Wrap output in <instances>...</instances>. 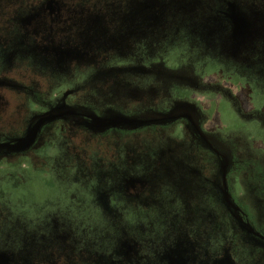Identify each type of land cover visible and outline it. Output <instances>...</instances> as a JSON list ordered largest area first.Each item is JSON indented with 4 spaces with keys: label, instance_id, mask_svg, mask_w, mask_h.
I'll list each match as a JSON object with an SVG mask.
<instances>
[{
    "label": "rangeland",
    "instance_id": "obj_1",
    "mask_svg": "<svg viewBox=\"0 0 264 264\" xmlns=\"http://www.w3.org/2000/svg\"><path fill=\"white\" fill-rule=\"evenodd\" d=\"M92 1L97 9L111 10V15L107 18L100 16L93 25L88 22L85 27L88 29L85 31L87 33L83 32L77 39L75 36L80 31L73 32V29H68L71 25L75 26V23L62 25L60 31L65 33H60L64 38H68L64 39L67 53H72V49H69L72 47L66 46L72 44L73 38L75 46L81 41L92 46L101 44L115 46L122 43L119 49L125 52L132 44L133 63H139L144 59L143 67H145L148 59L153 58L166 62L171 68H176L169 69L170 73L165 74L164 79L169 82L172 78L180 77L184 70L188 71L186 76L199 79V83L203 79L222 82L227 87L226 92L210 89L206 99H203L202 94H198L203 90L206 92L208 90L206 88H199L189 81L180 82L177 79L170 83L163 81V88L160 87L163 96L154 104L161 106L167 104L165 106L170 108L176 102L175 105L178 106L171 112L177 113L182 111L181 105L183 108L190 100L198 98L197 100L206 102L205 104L210 106L205 109L211 110L213 116L202 115L205 122L208 121L206 126L209 130L215 131L216 124L219 127L224 126L227 130L236 125L240 127L241 131H237L236 127V131L232 134L237 142L235 146L242 145L241 158L251 151L250 146L245 144L250 142L248 138L252 137L251 139H254L261 148L264 147V124L261 121L255 122V119L251 118V112L257 108L264 110V62L257 61L264 52L261 54L260 47L252 49L249 47L248 53L242 51L244 56L247 55L254 60L255 63L251 64V60L239 61L233 55L225 53V46H222L221 51L217 50L216 43L209 49L205 46V42L209 40L205 36L207 24L213 29L216 26L213 21L218 19V16L230 18L234 9L241 11L246 20L254 22L255 19L264 17V0H135V5L132 7L135 13H145L144 15L148 13L151 20H148L146 25L145 23L141 25L138 21L135 27H141L138 29L139 35L132 39L128 35L129 28L133 27V23L138 18H126L121 10H125L132 0ZM51 4L54 6L51 2L48 8H52ZM205 9L211 15L209 21L204 17ZM156 10L163 13V20L159 16L152 15ZM168 10L178 11L179 16L176 13L166 14ZM10 27L11 24L8 22L6 25L0 23V45L9 51L7 61L0 70V83L7 84L0 85L1 104L5 103L8 108H11V105H18L25 98L23 89L32 87V79L35 76L40 78L47 76V73L42 74L36 69L35 59L44 60L42 63L49 74H52L51 82L57 86L59 93L78 87L80 81L75 80L79 76L75 67L78 65L74 64L84 60V53L81 58L79 57L80 60L68 65L61 74L59 72V76L57 74L59 65L67 60L65 59L67 56L71 57V54L62 55L58 51V46L41 53L39 49L33 51L30 46L27 47V42L24 45L20 43ZM91 27L95 29L98 27L99 30L106 28V35H98L97 38L91 36L90 30L93 29ZM260 27L262 25L259 23L257 28ZM246 28L247 22L244 23V29ZM36 40L37 38H34V42ZM238 43L239 46L244 45L241 41ZM79 47L82 45L80 44ZM78 49L81 50V48H73L76 51ZM106 52L112 59L119 55L118 49H110ZM33 53L40 55L33 57ZM112 59H109L107 54L99 55L97 62L105 67L113 64V60H117ZM126 59H129V56ZM156 60L153 61L154 67L158 63ZM57 61L61 62L56 63ZM62 65L64 66L65 63ZM152 74L157 76L155 71ZM143 81L141 77L132 75L125 77L124 82H119L125 87L117 86L118 83H113L112 86L107 84V88L103 89L92 87L84 96L88 102L95 105L120 104L124 105L122 106L124 108H133L135 112L143 109L145 112L141 115L148 117L145 119L162 115L146 110L147 104H153V101L144 97V90L150 85L144 84ZM41 83L39 80L37 85ZM130 92L131 95L136 96V99L129 96ZM233 98L240 100L242 111L235 110L231 103ZM178 99L184 102H178ZM55 106L45 115L30 117L26 135L20 138H17L18 128H21V125L17 124V118L6 112L0 113V119H3L0 120V143L30 139L25 149L8 151L11 155L22 154V157L0 156V264H16L18 260H20L18 264H36L46 257L53 258L52 261H61L60 264H71V262L75 264H218L217 262L254 264V259L255 264L261 263L263 258L259 253L252 256L247 244H241L240 241L233 242L231 227L217 233H207L202 230V226L194 228L186 226L184 229L181 227L180 230L172 227V230L169 229L172 233L170 231L164 233L165 227L157 217V214L163 218L167 215L161 203L156 207L157 214L156 211L145 213V209L140 207L138 209L142 211L134 208L126 210L125 207L129 205L125 196L127 189L138 191L137 187L159 188L156 194L161 198L160 201L171 204L175 203L174 199L177 195L175 192H181L184 198H190L194 191H201L207 183L213 188L219 186L220 174L217 175L215 168L208 167L200 158L194 148L196 138L189 127L182 130L169 128L168 134L165 130L157 135L146 131L143 138L130 136L126 141L125 137L129 130L134 128L126 125L106 126L100 122V120L124 117L109 109L103 115L94 112L85 113L91 119L86 122L83 119L72 118L70 122L74 121L77 124L78 137H74L72 129L68 128L67 138L52 137L48 147L42 151L40 148L43 144L31 148L32 150L29 149L33 143H36L35 146L40 143L39 139H33L28 134L36 120L67 110V106L61 100L56 101ZM75 110L81 111L77 110V107ZM94 117L98 122L92 119ZM64 126L66 127V124ZM137 129L141 128L137 127ZM59 131H62V126ZM177 132H179L178 136L183 138L182 141L176 137ZM28 152L29 155L25 156L24 154ZM39 153L46 159L40 163L37 162L42 160ZM262 165L264 166L263 163ZM245 170L241 169L243 175L238 179L240 193H245L244 189L246 191L263 188L259 195L260 201L263 202L264 168L262 177L255 182L252 175L254 172L247 167ZM198 174L200 176H197ZM213 188H209L212 197L209 194L208 201L216 197ZM103 193L106 196L107 193H111L114 206L125 209L119 222L109 223L106 209L96 203V199L98 200ZM177 205L175 209L185 214L184 211L187 210L184 207L185 203L180 202ZM208 226L212 228V220ZM67 231L72 236L64 235ZM164 234L172 235L166 240L163 238ZM60 246L62 248H59ZM128 246L134 251L129 252ZM153 246L163 251L157 254L156 247ZM56 247L62 250L55 251ZM235 249L237 250L234 251ZM19 255L21 257H17ZM25 259L28 261L26 262ZM247 260L248 263L243 262ZM53 264L59 263L53 262Z\"/></svg>",
    "mask_w": 264,
    "mask_h": 264
},
{
    "label": "flooded vegetation",
    "instance_id": "obj_2",
    "mask_svg": "<svg viewBox=\"0 0 264 264\" xmlns=\"http://www.w3.org/2000/svg\"><path fill=\"white\" fill-rule=\"evenodd\" d=\"M51 2L54 3V6H52L51 4L52 8H48ZM134 5L135 0H132L130 2V5L125 10L121 9L123 10V15L126 18H138L133 23V27L129 28L128 35H130V39L139 35L138 29H140L141 27H135L138 21H140L141 25H143V23H145L146 25L148 20H151L150 14L148 13H146V15H144L145 13H135V11L132 9ZM130 9L132 11H130ZM204 11L206 13L204 14V17L209 21L211 15L208 14L209 11H207L206 9ZM110 12L112 11L97 9L94 6L92 0H0V23H3L5 25L6 22L10 23L12 33L17 36L22 45L26 44L27 42V47L30 46V49H33V51L35 49H39V53L43 51L45 52L46 49L49 48H51V50L55 49L58 46V51L62 55H68L69 53L71 54V57L67 56L65 58L67 60H64L59 65V71L57 70V74L59 76L62 72H64L68 65L77 60H80V58L82 57V53H84L85 56L82 62L79 61L75 62L74 64L78 65L75 66L78 69V72L76 74H79L78 78H75V80L80 81L78 83V87L73 89L69 88L65 90L62 94L59 93V91H57V86H55L51 82L52 78L50 76L52 74H49L48 70L45 69V66L42 63L44 60L42 59V61H40L35 59L34 62H37L36 69L40 70L42 74L47 73V76H43L42 78L35 76L31 81L32 87L23 89V97L25 98H23L22 102H20L18 105H11V108H8L6 107L5 103H0V113L6 112V114L12 115L13 117L17 118V124L21 125V128H18L19 137L17 138L26 135V131L28 128L27 122L30 121V117H36V115L38 114L45 115L49 113L54 107H56L55 103L58 100H61V102H63L64 105L67 106V110L64 111L76 112L78 114H81H68L62 118H57L42 125L38 124L41 122L43 117L40 118L39 121L36 120V123L33 125L32 129L28 132V134L33 139H39L40 143H38L36 146V143H33L29 149L33 147H40L43 144L40 148V150L42 151L43 149L48 147V144L51 141L52 137L61 138L60 136H62L63 138H67L68 128L72 129L71 131L75 135L74 137H78V133L76 130L77 124L74 123V121L70 122V120H72V118L83 119L84 122H86L90 119V116L85 114L88 112H94L98 115H103L106 114L109 109H111V111L118 112L126 118L135 117L141 120H148L145 119L148 117L141 115V113L145 112L143 109H141V111L138 110L135 112L133 108H124L122 107L124 105L121 106L120 104H114L113 106H110L112 104L104 105L103 103H98L97 105H95V103L92 104L88 102V100L84 96L85 94H87L86 92L92 87L103 89L107 88V84H110L112 86L113 83H118L117 86L119 87H125L124 85L119 83L121 81L124 82L125 77H130L132 75L139 76L142 78V80H144V84L150 85L146 86L148 88L147 90H144V97L148 98V100L150 101H153V104L149 103L146 106V110H149V112H158L162 115H164V113L169 114L171 111H173L174 108L178 106L175 105L176 102H174V106L171 105L170 108L165 106L167 104H162V106L161 104H154L157 103V101L160 100L163 96L160 90V87H162L164 83L163 81L169 82V80L164 79L166 77L165 74L170 73L169 69L176 68H171L170 66H168V64H166V62L163 63L162 61L153 58L148 59V62L146 63L145 67H143L144 59L140 60L139 63H133V55L131 54V52H133L132 44H130V46L127 48V51L125 52L124 50L119 49L122 43H118V45L115 46H106L105 44H101L100 46H92L91 44H86L81 41L80 44L82 45V47H79V43L76 44L77 46L74 45L75 40L73 38L72 44H67L69 46H66L72 47L69 48L72 49V53H67L65 51L64 39L68 38H64L60 33L63 32L60 31L62 25H70V23H75V26L71 25L68 29H73V32H76V30L80 31L78 32L79 35L76 34L75 36L77 39L78 36L80 37L83 32L88 30L85 28L88 22L93 25L94 22H97L100 16H105L106 18L110 16ZM169 13H176V15H178V11L176 10H168L166 12V14ZM152 15H155L156 17L159 16L163 20L164 15L159 10H156ZM243 16L244 15L241 13V11H235L234 9L233 15H231L230 18L223 17L222 15L218 16L219 18H216L213 21L216 24L213 29L212 27L210 28V25L207 24L205 26L207 28L205 36L208 37L207 40H209L208 42H205V46L209 49L216 43V48L217 50L219 49V51H221L222 46H225V53L233 55L239 61L245 60L248 62L251 60L247 55L244 56V54H242V51L248 53L249 47H251V49L260 47V51L262 54V52H264V17L261 19H255L253 22L250 20H246L245 18H243ZM246 22L247 28L245 30L244 23ZM259 23L260 25H262V27L257 28ZM105 30L106 28H104L103 30H99L98 27L96 29L93 28L90 30V34L91 36H95L96 38L98 37V35L105 36ZM84 37L87 38V36ZM34 38H37L35 42ZM68 41L69 43H71V39H69ZM239 41L243 42L244 45L239 46ZM75 47L81 48V50H73V48ZM110 49L119 50V55L116 58H113L117 60H113L110 54L106 52ZM4 51H6V53ZM39 53H33V57L34 55H40ZM105 54L109 55V59H112L114 63L102 67L103 65L98 64L97 59L99 55ZM4 55L6 57L2 58V56ZM8 56L9 51L6 48L3 49V47L0 45V70L5 65ZM127 56H129V59H126ZM155 60L158 61V63L155 64L156 67L153 66V61ZM257 61L264 62V54H262ZM58 62L61 61H57L56 63ZM63 63H65L64 66L62 65ZM130 63H132L133 65ZM253 63H255L254 60H251V64ZM154 71L157 73V76H153L152 73ZM186 72L188 73V71L184 70L182 75H180V77L176 79L180 82L189 81L194 86H199V88L202 87L203 89H208L206 92L203 90V92H200L198 94H202V96L204 97L203 99H206V95H208L210 89H219L223 92L227 91V87L222 82L203 79L199 83V79H194L192 76H186ZM176 79L172 78V80ZM39 80H41L42 83L38 86L37 82ZM104 81H107V83H104ZM153 82L154 84L152 85ZM0 85L7 84L0 83ZM169 86L171 87V84ZM175 90H177V88ZM129 96L133 99H136V96L131 95V92L129 93ZM224 96H226V94ZM127 98L129 97L127 96ZM197 99L198 98H193L192 100H190L189 104L184 106L183 108L181 105L180 107L182 111H177V113L174 112L177 114V116L181 117L175 120L153 122L148 123L146 125L137 126L141 129H137L136 126H130L134 129L129 130L128 135H126L125 139L126 141L129 140L130 136H137L139 138H143V135L146 133V131L152 132L153 134L157 135L160 131L165 130L166 134H168L167 130L169 128H176L182 130L183 128L189 127L192 130L194 137L196 138L194 140V148L198 152L200 158L208 167L210 166L215 168L217 175L220 174L218 179L219 186L215 185L216 187L213 188V186L207 183V186L205 185V187L202 188L201 191H194L193 196H191L190 198H184L181 192L180 193L182 195L179 192H175L177 193L176 198L174 199L176 204H170L166 202L162 203V201H160L161 198H158L159 196H157L156 194L157 189L159 188L143 189L141 187H137L139 188L138 191H130L127 189L125 191V196L129 201V205H127L125 208L126 210L134 208L139 211L141 209H145V213L146 211H156L157 214L158 210L156 207L159 203H161V207L167 211V215L165 218H163L158 216L157 214V217L166 229H164V233L172 230V227H177L180 230L181 227L182 229H184L186 226H188L189 228H194L195 226H202V230L206 231L207 233H217L220 230H225L228 227H231L233 229V242L240 241L239 243L241 244H247L249 246L248 248L250 254L254 256L258 255L259 253V255H261L263 258L261 263L259 264H264V201L262 202L259 199L260 192L263 191V188H252V190L248 189L246 191L244 189L245 193L241 194V191H239L241 189H239L240 187L238 181L239 177H242L243 175L241 169L245 170L246 167L251 172H254L252 174L254 182L256 181V179L259 180L262 177V170L264 168V166L262 165V163L264 164V147L261 148L258 143L254 141V139H251L252 137L248 138L250 142H245V144L250 146L251 151L247 156L241 158L242 145L238 144L235 146V143L237 142L235 141L234 134H232L236 131L237 125L227 130L224 126L219 127V125L216 124L215 131L209 130L206 126L208 121L205 122L204 116H206V114L213 116L211 114V110L209 111L205 109V107L209 108L210 106H207L205 104L206 102H201ZM178 102L184 101L178 99ZM231 103L233 104V107L237 112L242 111L240 110V100L238 101L233 98ZM74 107L75 109L77 107V110H81L83 112L76 111ZM188 114L192 118L194 123L198 126L199 130L207 138V141L204 140V138L197 131L192 121L187 117ZM251 118H254L255 122L261 121L264 124V110H259L257 108V110L251 112ZM66 120L69 122H67ZM64 124H66V127L64 126ZM61 126L62 131H59ZM112 126L116 127L117 125ZM239 129L240 127H237V131H241V129ZM178 134L179 132H177L176 137L179 140L183 139L181 138V136H178ZM17 142H14V140H12V143L4 142L0 143V145L15 144ZM8 151L10 152L12 150L10 148H0V156L5 155L4 158L22 157V154L19 156L11 155V153H9ZM24 155H29V152ZM39 156L42 158V160L37 161L38 163L46 160L43 156L40 155V153ZM197 176H200V174H198ZM209 188H213V192H215L216 194V197L213 198L211 201H208L209 194L211 192V189ZM104 194L105 193L101 194L98 197V200L96 199V203L100 207H104L106 209L108 215L106 214V212H104V214L105 216L107 215L109 217V223L119 222V220L122 219L121 217H123V214L125 213V209L116 208L114 206V202H112L111 200L113 196L111 193H107V196ZM180 202L185 203L184 207L185 210L186 208L187 210L184 212L186 215L184 213H179L175 209V206L177 204H180ZM139 207L141 209H138ZM111 217L117 221H114ZM211 220L213 222L212 228L208 226ZM170 233L172 232L170 231ZM64 235L72 236L71 234H69L68 231ZM170 235L164 234L163 238L167 240L168 238H170ZM177 243L178 242H176V244ZM153 247H156L157 254L163 251V249L157 248V246ZM59 248L62 247L60 246ZM57 250L62 249H58L56 247L55 251ZM127 250L129 252L134 251V249L129 246ZM236 250L237 249H235L234 251ZM17 257L21 256L19 255ZM51 259L53 258L46 257V259H43L41 260V262H38L36 264H53V262H57L59 264L61 263V261H52ZM238 259L240 262L242 261L240 258ZM25 261L27 262L28 260L25 259ZM19 262L20 260H18L16 264H18ZM243 262L248 263L249 260ZM253 262L255 264V259ZM217 263L219 264L220 262ZM71 264H75V262H71Z\"/></svg>",
    "mask_w": 264,
    "mask_h": 264
},
{
    "label": "water",
    "instance_id": "obj_3",
    "mask_svg": "<svg viewBox=\"0 0 264 264\" xmlns=\"http://www.w3.org/2000/svg\"><path fill=\"white\" fill-rule=\"evenodd\" d=\"M68 114H72V115H81L78 114L76 112H69V111H63V112H56V113H52L51 115L46 116L45 118H43L41 120V122L38 125H42L44 123H47L49 121L55 120L57 118H62ZM181 116H177L176 113L171 112L169 114H164V115H159L155 118L152 119H148V120H141L138 118H124V117H119V118H115V119H108L106 121H102L100 120V122H102L103 124H106V126H112V125H126V126H140V125H146L148 123H153V122H160V121H171V120H175L177 118H179ZM192 123L194 124V126L196 127L197 131L199 132V134L204 138V140L207 141V138L204 136V134L199 130L198 126L194 123V121L192 120V118L189 116H187ZM95 122H98V120L94 117L92 118ZM29 141L30 139L27 138L26 140H21L15 144H2L0 145V148H10L12 151H16L18 149H25L28 145H29ZM227 199H228V195H227Z\"/></svg>",
    "mask_w": 264,
    "mask_h": 264
}]
</instances>
